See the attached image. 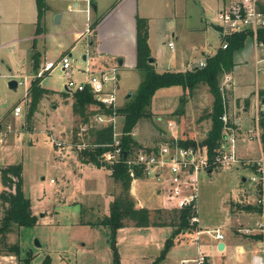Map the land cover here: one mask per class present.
Masks as SVG:
<instances>
[{
  "label": "rangeland",
  "instance_id": "1",
  "mask_svg": "<svg viewBox=\"0 0 264 264\" xmlns=\"http://www.w3.org/2000/svg\"><path fill=\"white\" fill-rule=\"evenodd\" d=\"M49 2L52 7H57L60 4V0H49ZM216 4L210 6L208 0H180L177 6V16L170 19L163 18L157 28L161 31H166V29L170 31L176 28L189 33L192 38L185 43L187 46L197 44L199 46V49L196 50L197 53L201 49L205 51L208 48L216 47L220 43V38L218 31L211 25L217 10ZM35 12L34 0H0V47H2L0 50V119L5 124L0 130L2 138L0 146L6 145L8 143L6 140L9 137L10 143L14 144L11 146L9 160H7L8 158H5L6 161L0 160V167L6 166L1 162L22 165L23 193L28 198L30 197V205L36 212H42L41 216L40 213L35 215L38 225L35 224L32 227L12 225L5 241L9 245L17 244L20 254L16 256L14 253L6 251L0 244V264H41L47 257L49 258L48 264H110V254L109 252L106 254L105 250L107 245L105 244L106 230L101 226H92L91 223L97 222L103 217L104 211L102 210L108 209L111 203L109 200H113L120 191L119 184H116L113 179L109 181V169L97 168L90 164H87L89 167L87 172L90 169L95 173L92 174V177L80 178V173L77 172L80 170L77 167V153L79 149L87 145V137H85L87 132L81 131V128L76 132L78 127H82L79 126L77 116H74L71 121L65 122L68 120L65 111L59 112V114L54 113L53 105L58 101L53 96H48L45 107L41 111L37 107L36 115L34 113L31 118L26 119L29 100L24 103V85L18 84L15 89H11L7 84L9 74L17 73L20 70L16 64L17 55L13 50L15 42L9 41V38H15V41L21 45L26 46L28 42L31 44L36 25ZM66 19L58 23L55 22L54 17L48 16L42 32L38 36L37 47L46 45V47L60 51L61 48L68 46L63 52H71L74 58L73 65L81 68L85 62L82 55L88 54V36L85 33L82 37L74 36L73 31H70L68 27L78 28L80 26V29H84V22L80 21L76 24L77 20L71 17L70 24H67ZM61 44L62 46H60ZM71 45L72 47H70ZM7 64H10L12 68L9 69ZM27 67L26 70L32 72L30 66ZM263 71L260 69V72ZM43 76L42 84L55 88L57 96L65 90L66 76L59 64ZM121 76L118 90L120 99L117 106L125 102L126 98L122 96L130 88H132L130 91L133 94L142 74L133 69L130 72L121 73ZM183 93L187 97V107H185L183 117H177L173 112ZM212 99V94L206 84H201L191 94L176 86L158 88L150 106L151 118H142L138 121L133 130L136 134L135 138L157 143L166 137L168 134L167 123L169 119H173L177 120L179 124V132H175L178 137L188 136L192 132H200L201 136L198 137L200 138L198 140H202L205 137L204 129L210 128V120H206L205 124L201 125L199 118L210 111ZM16 102L24 105L23 112L19 116L13 114L12 108ZM4 114L5 118H2ZM62 119L64 123H61ZM252 121L253 118L251 119L252 125L246 122L245 126L251 128ZM22 124L24 133L21 129ZM117 125L120 128L123 125V118L120 115L117 117ZM9 126L10 128H8ZM34 128L36 132H32ZM260 130L261 133H264L262 126ZM55 142H61L65 147H57ZM251 143L245 141L244 146L249 147L253 145ZM248 175L249 171L246 168L237 167L236 169L234 166L230 169L214 170L211 173L202 174L199 180L198 210L195 212L199 222L188 232L183 231L176 235L174 241L176 239L180 241L181 238L183 240L192 238L190 235L194 236L197 231H202L199 230L198 224L205 231L206 229L213 230L224 222L234 224L230 227L232 237H244L242 233L238 232V227L252 228L255 227V223L252 220L249 221L246 212L240 209L241 205H246L245 202H242L241 195L233 196L232 194L241 187V176ZM42 177H45L44 180ZM141 181L137 183L135 198L150 210L160 208V198L158 197V199L153 194V184L150 181L147 183ZM243 184L251 186L249 183ZM3 187L0 178V192L5 189ZM107 197H109L108 202L104 203ZM86 198L92 200L91 208L85 207ZM95 198L100 206L94 203ZM250 200L253 201V198ZM72 201H76L75 205L71 203ZM4 209L5 205L0 200V218L4 215ZM163 217L169 218L170 213L164 214ZM80 219L81 221H79ZM243 222L245 224H242ZM171 228L172 231L175 229ZM161 232L156 227L146 231L133 229L128 233V237H132L131 244L122 245L123 254L126 258L130 259L131 257L139 259V261L142 256L149 257L150 253H155L154 246L151 245L147 250H144L142 247L134 245L133 241L136 239L135 237H148L150 233H155L158 236L163 234L167 238L172 234L169 229H165L164 233ZM101 234H104L106 239ZM207 236L213 235L205 232L203 237ZM35 239L39 241V247L35 246ZM261 241L264 244V240ZM85 243L94 247L92 251H82L81 245ZM254 249H257L256 244L252 246V250ZM27 258L30 260L25 261Z\"/></svg>",
  "mask_w": 264,
  "mask_h": 264
},
{
  "label": "crops",
  "instance_id": "2",
  "mask_svg": "<svg viewBox=\"0 0 264 264\" xmlns=\"http://www.w3.org/2000/svg\"><path fill=\"white\" fill-rule=\"evenodd\" d=\"M45 1L47 4V8L45 10L42 21V30H43V25L46 23L47 17L51 16L53 18L55 17L56 13H60V17H58V21H57L58 23H61L64 19L67 18L66 23L70 24L69 19L71 17H73L74 20H77L75 22L76 24L79 23L80 21H83L84 29H80L79 28L80 26L78 28L68 27L70 31L71 30L73 31L74 36L82 37L84 33L88 36V41H89L88 54L82 55L83 60L85 62H83L81 69H83L87 64L90 67H94V68L106 67L117 64L119 69L118 90L120 87V81L122 77L121 73H127L135 69L141 74V72L136 68L138 17H143L146 18L147 20V26H148L147 42L150 49V54L153 57L152 62L156 71L162 72L165 70H186V69L191 70L194 67H197L199 61L206 60L208 56L213 55L219 49L224 48L222 46L224 36L221 31L222 29L220 30L217 27L220 25L216 23L215 15L217 10L221 7V5L224 3L225 0H208V4L210 6L212 4L214 5L217 3L216 4L217 10L215 11L213 23H211V25L215 30L218 31L220 43L218 46L213 48H208L205 51L201 49L200 51L201 54L200 52L199 53L196 52V50L199 49V46L197 44L194 43L191 44L190 46L186 45L185 42L192 38V36L189 33L184 32L183 30H178L176 28H173L170 31H167V29L166 31H161L158 30L157 28V25L162 23L163 18L170 19L177 16V6L180 0H60V4H58L57 7H52L49 0H45ZM92 1H94L95 3L94 8L91 7ZM34 4L36 8L34 21L36 22L37 7L35 0H34ZM262 6H264V0L262 2ZM97 18L99 20L95 25V27L90 28V24ZM75 23L73 24L75 25ZM36 26L37 25H35L31 44H29L28 42L26 46L21 45L20 43H17L15 41V38L13 39L9 38V41L15 42L13 45V50L15 51L18 58L16 59L17 67L20 69L18 70L17 73L11 72L10 74H20L21 76L26 75V78L22 77V79L25 80L24 84H22L24 85V90H25L24 103L26 100L30 101V95L28 98L29 86L32 78L36 77L35 76L36 71L32 70V65L34 63L33 52L35 50L39 51V55L37 56V58L40 67L45 60H57L62 53H65L63 52V50L68 47V46L63 47L61 48L60 51L54 50L51 47L50 48L46 47V45L37 47V39L42 31L36 34L35 33ZM33 42H35V47H33ZM169 42H171V45L169 44ZM60 46H62V44ZM70 47H72V45ZM1 49L2 47H0V50ZM260 58H264V43L257 42L256 40H254V38L251 35H249L245 39L243 46H241L240 48L236 49L233 52L234 63L232 68L230 70L223 71L219 75V86L224 97L223 114H226L229 125H231L236 130H238L237 149H238V154L243 158H257L261 154H264V133H261L259 141L249 140L245 135L247 128H250V126L249 127L245 126L246 122H249L250 124L251 119L253 118L252 122L254 126V116L256 112H260V114L262 115L264 114V71L260 72V69L264 70V61H260L259 60ZM87 60L88 63H86ZM261 63L262 66L260 67ZM192 64L194 65V67L189 69L188 66ZM7 65L9 66V69L12 68L10 64ZM27 66H30L32 72L26 70L28 68ZM10 74H9V79L11 78ZM43 75H42V79L44 77ZM74 76L75 78L78 79H83L86 77L85 72L83 71H76L74 73ZM42 79L40 81V85L45 89V92L42 94L37 107L41 111V109L45 107V101L47 100L48 96L50 97L53 96V98L57 99L58 101L56 102V104L53 105L54 113L59 114V112L65 111V116L67 115L66 117L68 118V120L65 122L71 121V119L74 117L72 113L73 91L68 90L64 83L65 90L60 92V95L57 96L55 93L57 90L53 87L42 84ZM172 86L180 87L177 85H172ZM130 89L127 92H125V94L122 97L128 98L127 94L132 93ZM118 90H117V96H118L117 98L119 100L120 92H118ZM19 103L20 102H16L14 105ZM23 106L24 105H22L21 113L23 112ZM185 107L187 106L185 105ZM38 108L35 111L36 113L38 111ZM183 115L184 114L179 115L177 117L180 116L183 117ZM2 118H5V114L2 116ZM206 120H210V119L204 118L201 119L199 122L201 125H204ZM62 121L61 123H64V121L63 122ZM175 122H177V129H178L179 128L178 121L175 120ZM0 124L2 125V128L5 125L4 123H2L1 119H0ZM259 124L260 127L262 126L264 128V117L260 119ZM83 126H85L86 129L88 127L86 124L82 125V127ZM210 126H211V121H210ZM21 127H22L21 128L22 132L24 133L23 124L21 125ZM8 128H10V126ZM177 129L175 131L176 133L177 131L179 132V129L178 130ZM209 129L207 130L204 129L203 134L205 136L208 134ZM166 131L168 132L167 128ZM32 132H36V129L34 128ZM132 132H133V137L135 138L136 134L134 133V131ZM161 132L163 133V131ZM200 134H201L200 132L199 133L192 132L188 136H183L184 138L183 137L181 138L183 139L190 138L199 141L198 139L200 138L198 137L201 136ZM137 141H139L138 143L140 145H148V146H152L156 143L154 141H145V140L142 141L137 140ZM245 141L252 142L251 144L253 145L249 147L247 146L245 147L244 146ZM6 142H8L6 145L0 146L1 161L2 159L6 161L5 158H8L7 160H9L10 158L9 153H11L12 150L11 146H14L13 143H10V137L6 140ZM61 147H65V146H61ZM77 161H78L77 167L80 168L81 171L77 169L76 170L77 172L80 173V178L92 177V174L95 172H91L90 169L87 172V169L89 168L88 165L81 163L78 158ZM1 164L9 165V164H17V163L1 162ZM235 168L237 169V167ZM247 170L249 171V169ZM44 178L45 177H42V180H44ZM108 179H110L109 181L112 180L110 176L108 177ZM149 181L153 184L154 187L153 194L156 195V197L158 198L153 181H151L150 179H142L141 182L147 183ZM137 183L134 185V187H131V194L133 195L134 200L136 201V207H145L141 202H139V200L135 198ZM243 183H248V182H246V180L245 182L242 181L241 187L236 189V191L232 194L233 196L235 194L237 195L240 194L241 197L243 198L244 197L243 195L246 196L245 193L250 194L252 185L246 186ZM3 188L6 189V187ZM24 195L26 196V194ZM108 198L109 197L106 198L104 203L108 202ZM111 201L112 199L109 200V203ZM71 203L75 205L76 201H72ZM94 203L100 206L97 199ZM92 205H93L92 200L91 199L89 200L88 198L87 202L85 203V207L87 206L91 208ZM246 205H252V204H246ZM31 210L32 213L35 215L36 213H40L39 214L40 216L42 215V212H36L33 206H31ZM102 211H104V215H103L104 217L105 215L108 214L109 207L108 209ZM243 211L246 212L248 219H250L249 221L252 220L254 223L260 221L264 224V214L256 210L255 211L243 210ZM79 221H81V219ZM242 224L245 223L243 222ZM36 225H38V223ZM232 225L234 224L229 222H224L223 224L222 223L219 224V228L224 234V239L222 241L216 240L213 236L203 237L204 233H201L199 235L195 233L194 236L190 235L192 236V238H187L186 240H183L181 238V240L178 241L179 239H176L174 241L173 246L166 254L165 258L156 264H182L181 263L182 260H189V262H187L186 264H195L194 260L197 259L200 255L204 256L203 264H249L252 255L258 252H262V254H264V244L261 241L264 240L263 238L264 233L260 234L258 232H254L249 235L242 234L244 235V237L240 236L234 238L232 237V232L230 230V227ZM204 226L207 227L208 225H204ZM156 228H158L159 231H162L161 233H164L165 229L167 230L169 229L170 233L173 232L170 226H158ZM198 228H200L199 230H203L200 227V224H198ZM238 228H242V227H238ZM95 229L96 231H98L97 227H95ZM133 229L145 230V231L153 230V226L134 227L131 224H129L120 228L117 231L116 239H117L118 252L120 256V264H151L159 255L167 237L163 234L158 236L155 233H150L148 237L147 236L135 237L136 239L134 238L135 240L133 241L134 245L142 247L144 250H147L149 246L153 245L155 249V253L154 254L150 253L149 257L142 256L141 261H139V259H134L131 257L129 259L126 258L125 255L123 254L122 245L127 246L131 244L130 242L132 237L129 238L128 233ZM184 232H188V231H184ZM101 235H103V238L106 239L104 234ZM256 236H261V238L259 239ZM220 243H223V247L221 250L218 249ZM105 244H107L105 246L106 254H108L107 252H109L110 254L109 255L110 256L109 261H110L111 250L108 244V239L106 240ZM253 244H256L257 249L252 250ZM81 246L83 247L82 251H92V249L94 248L93 246H91V244H87V243L82 244Z\"/></svg>",
  "mask_w": 264,
  "mask_h": 264
},
{
  "label": "trees",
  "instance_id": "3",
  "mask_svg": "<svg viewBox=\"0 0 264 264\" xmlns=\"http://www.w3.org/2000/svg\"><path fill=\"white\" fill-rule=\"evenodd\" d=\"M37 7L36 31L38 34L42 31V21L47 4L45 0H35ZM264 9V6H262ZM98 18L91 24L90 28L95 27ZM250 33L245 31H235L224 38L227 41L226 47L219 49L215 54L210 55L205 60V65L194 67L191 70H165L156 71L153 62H149L150 49L147 42L148 26L147 20L143 17L137 18V62L136 68L141 72V80L131 96L126 98L122 105L115 108L116 114L122 116V148L123 151H129L132 148L141 146L131 135L134 127L142 118H151L150 106L155 91L160 87L177 85L191 94L201 84H206L212 94V105L210 112L200 116L199 120L209 118L211 126L208 134L202 140L180 139L179 144L182 146L195 145L197 143L206 144L212 152L217 147L222 132L223 122L221 116L224 112V97L219 86V75L223 71L230 70L233 66V52L243 46L245 39ZM257 42L264 43V27L257 30ZM35 47V42H33ZM39 51L33 52L34 63L32 70L37 71L39 61L37 56ZM42 76L32 78L29 86L30 101L26 119L33 116L37 109L38 102L45 92L40 85ZM67 94V92H66ZM72 113L79 118V126L87 125L86 135L87 145L79 149L78 159L81 163L90 164L97 168H106L110 170V177L116 184H119L120 191L109 205V212L99 221L91 223L93 226L105 228L108 244L111 250V264H120V256L117 247V231L131 224L134 227H174L172 234L165 240L164 246L159 255L151 264H156L163 260L174 244V238L180 232L189 231L194 228L190 225V218L193 212L190 208L181 210L157 208L150 210L146 207H136V202L131 194V178L127 173L124 163L119 162L112 165L102 161L101 155L109 148L107 144L111 143L113 130L111 125L95 126L91 121L97 113L112 114L113 108L101 104L94 99L89 88L76 90L72 92ZM187 97L185 93L179 97V103L173 112L179 116L184 114ZM94 106V107H90ZM81 127H78L79 131ZM2 125L0 124V130ZM1 183L6 189L0 192V200L5 205L4 215L0 218V244L2 247L16 256L20 254L17 244L9 245L5 241L7 233L11 230L12 225L21 227H32L36 224V216L32 213L30 200L27 198L22 189V165L9 164L0 167ZM241 210H252L260 212L257 206L241 205ZM170 213V217H163L164 214ZM261 238V236H256ZM27 258L25 261H29ZM47 257L41 264H48Z\"/></svg>",
  "mask_w": 264,
  "mask_h": 264
},
{
  "label": "built area",
  "instance_id": "4",
  "mask_svg": "<svg viewBox=\"0 0 264 264\" xmlns=\"http://www.w3.org/2000/svg\"><path fill=\"white\" fill-rule=\"evenodd\" d=\"M263 0H225L217 10L215 21L222 27V33L226 35L235 31H245L256 40L257 30L264 27V9ZM257 41V40H256ZM260 43V42H259ZM171 45V42H169ZM227 41L223 38L222 46L226 47ZM74 58L71 52L63 53L57 60H45L35 76H42L49 72L57 64L61 66L66 76L65 85L68 90H84L89 88L94 99L101 104L111 106L112 114L97 113L93 116L92 122L95 126L111 125L113 130L112 141L107 144L110 149L106 150L101 159L106 164L112 165L122 162L125 164L127 173L131 178V187L142 179L153 181L156 194L160 198L161 209L181 210L190 208L193 212L190 218V225H197L199 222L196 213L199 204V180L205 173H211L214 170H224L231 167H244L249 169V175L246 182L252 185L250 194L243 195L242 202L252 204L260 209L264 214V154L257 158H243L238 154L237 137L238 130L229 125L226 114H222L223 122L221 139L219 145L211 152L206 144L197 143L195 145L182 146L179 140L183 139L175 134L177 122L169 120L167 123L168 134L152 146L141 145L132 148L129 151H123L122 148V127L117 125L115 108L118 105V65L114 64L106 67H90L88 64L81 69L73 65ZM264 61V58H260ZM88 63V60L86 61ZM205 65V60L199 61L197 66ZM189 65L188 68H193ZM85 72L86 77L78 79L73 76L74 71ZM17 78V84H24L26 75L10 74ZM227 80V79H226ZM22 111V105L16 104L13 108V114L18 116ZM264 114L256 112L254 116V126L248 128L245 135L249 140H260V119ZM86 127H81L85 131ZM133 136V132H131ZM0 141L2 138L0 137ZM57 147H61V142H55ZM253 198V201L250 199ZM241 201V200H239ZM242 234H252L258 232L264 233V224L256 222L255 227L238 228ZM210 233L213 237L222 241L224 234L219 227L213 230L197 231L201 233ZM189 260H182L186 264ZM195 264H203L204 256L200 255L194 260ZM249 264H264V254L258 252L252 255Z\"/></svg>",
  "mask_w": 264,
  "mask_h": 264
},
{
  "label": "water",
  "instance_id": "5",
  "mask_svg": "<svg viewBox=\"0 0 264 264\" xmlns=\"http://www.w3.org/2000/svg\"><path fill=\"white\" fill-rule=\"evenodd\" d=\"M91 7H93V8L95 7L94 1H92ZM58 17H60V13H56L55 14V17H54L55 22L58 21ZM217 27L220 30L222 29L221 26H217ZM149 61L152 62L153 61V57H149ZM7 84H8V87L9 88L15 89L17 87V80H16V78L11 77L10 79H8ZM130 95H131V93H128L127 94V97H129ZM241 180L243 182H245V180H246L245 176H242L241 177ZM34 244H35L36 247H39L40 246V243H39V241L37 239H35ZM222 247H223V243H220L219 246H218V249L221 250Z\"/></svg>",
  "mask_w": 264,
  "mask_h": 264
}]
</instances>
